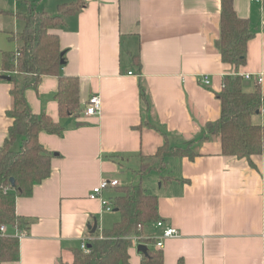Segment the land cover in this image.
<instances>
[{"label": "crops", "instance_id": "obj_1", "mask_svg": "<svg viewBox=\"0 0 264 264\" xmlns=\"http://www.w3.org/2000/svg\"><path fill=\"white\" fill-rule=\"evenodd\" d=\"M8 1L11 9L0 0V10L7 12L0 13V148L12 124L7 116L12 85L3 77L12 75L22 16L43 0ZM81 1L80 12L50 30L65 56L60 75L78 81L79 111L59 118L57 77L43 76L36 88L25 90L30 111L47 115L63 131L38 134L39 144L53 155L51 173L29 197L16 198L15 213L25 223L6 228L4 235L18 239L19 259L2 264L71 263L73 250L90 239L88 226L96 223L100 233L119 221L113 208L105 211L88 199L102 180L118 186L140 181L156 196L159 219L178 232L163 243V264H264V154L226 157L216 137L200 140L205 125L220 117L216 94L223 78L235 73L216 47L220 0ZM232 1L253 32L237 74L252 75L244 79L245 91L259 87L264 97V0ZM203 76L209 85L201 82ZM91 95L99 96L101 111L85 116ZM251 122L264 127V101ZM192 140L198 152L193 160L168 158L161 174L134 175L140 157L153 156L164 142L181 147ZM113 190L103 191L108 202ZM159 232L150 225L143 236ZM128 252L126 264H140L134 245Z\"/></svg>", "mask_w": 264, "mask_h": 264}, {"label": "trees", "instance_id": "obj_2", "mask_svg": "<svg viewBox=\"0 0 264 264\" xmlns=\"http://www.w3.org/2000/svg\"><path fill=\"white\" fill-rule=\"evenodd\" d=\"M84 6L81 0L62 2L57 5L56 15L32 9L22 16L23 27L16 36V61L10 68L12 106L7 116L12 119V124L0 148V226L5 228H19L25 223L15 213L16 198L29 197L33 186L50 176L53 155L39 144L38 134L60 135L63 131L61 124L47 115L37 116L30 111L24 97L25 90L36 88L43 76L57 77L55 99L59 118L79 111L78 81L60 75L65 56L60 50L58 36L50 30L61 26L65 18L76 15ZM0 13L7 12L0 10ZM219 28L220 37L216 47L222 62L231 65L235 73L223 78L222 89L216 94L220 101V117L205 125V133L200 140L216 137L222 155L250 160L253 156L264 154V127L251 122V118L260 113L264 97L259 87L251 92L245 91V80L237 74V70L245 63L247 44L253 32L248 21L236 15L232 0H220ZM135 58L137 63L138 58ZM140 95L147 102L143 88ZM18 140L19 147L15 149L14 144ZM195 142L192 140L181 147L164 142L153 156L140 157L134 175L141 179L151 172L161 174L166 169L168 158L193 160L198 156ZM10 179H13L14 185H11ZM113 189L110 204L119 213V221L109 229L90 235L87 254L73 250L72 262L61 264H126L128 251L133 246L131 238L142 237L144 228L159 220L157 198L146 193L140 181ZM141 243L148 250L146 255L141 254L140 264H163L162 251L155 248L153 241ZM18 259V239L0 235V264Z\"/></svg>", "mask_w": 264, "mask_h": 264}, {"label": "built area", "instance_id": "obj_3", "mask_svg": "<svg viewBox=\"0 0 264 264\" xmlns=\"http://www.w3.org/2000/svg\"><path fill=\"white\" fill-rule=\"evenodd\" d=\"M243 78L245 80H251L252 75L245 74ZM261 81L262 79L260 76L255 77L256 84H260ZM201 82L206 86L209 85V79L206 76L202 77ZM100 111H101V101H100L99 96L91 95L86 102L85 109H84V115L85 116H95V115H98ZM117 186H118V182L116 180H109V181L102 180L96 187H94L91 190V192L88 195V199L92 201H98L105 211H111L112 206L110 205V202L105 200L102 194L104 190H107L108 188H114ZM151 226L158 229L160 231L159 234L150 235V236H142V237H138V236L132 237L131 240L135 247L138 244H143L141 243L142 241L151 240L154 242L155 248L162 249L163 243L165 240L178 236V232L175 229L171 227H165L163 222L160 219L157 222L151 224ZM5 229L6 228L4 226H0V235H4ZM80 251L84 254H87L89 251L87 248V242L85 240H82L80 244Z\"/></svg>", "mask_w": 264, "mask_h": 264}, {"label": "rangeland", "instance_id": "obj_4", "mask_svg": "<svg viewBox=\"0 0 264 264\" xmlns=\"http://www.w3.org/2000/svg\"><path fill=\"white\" fill-rule=\"evenodd\" d=\"M60 1L61 0H43L41 3L38 2V4H36V3L31 4L28 7V10L25 13V15H27L32 9H34L38 12L39 11H45V13L48 15H52V16L56 15V13H57L56 6H57V4L60 3ZM29 2L32 3L31 1H29ZM4 4H5L6 8H8V9L12 8V3L9 2L8 0H4ZM25 15H23V16H25ZM136 182H138V181H136ZM110 215H113V212H111Z\"/></svg>", "mask_w": 264, "mask_h": 264}, {"label": "water", "instance_id": "obj_5", "mask_svg": "<svg viewBox=\"0 0 264 264\" xmlns=\"http://www.w3.org/2000/svg\"><path fill=\"white\" fill-rule=\"evenodd\" d=\"M61 64H63V60H61ZM3 79L4 80H10L9 77H3ZM82 125L83 124H77V126H82ZM10 183H11V185H14L13 179H10ZM88 229H89L90 233L93 234L95 232V230H96V223H94L92 227L88 226ZM147 250L148 249H147L146 245H144V244H138L136 246V251L138 253L142 254V255H146L147 254Z\"/></svg>", "mask_w": 264, "mask_h": 264}]
</instances>
